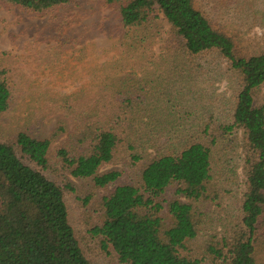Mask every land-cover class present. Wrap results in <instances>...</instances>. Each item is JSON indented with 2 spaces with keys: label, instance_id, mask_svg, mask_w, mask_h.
<instances>
[{
  "label": "trees",
  "instance_id": "trees-1",
  "mask_svg": "<svg viewBox=\"0 0 264 264\" xmlns=\"http://www.w3.org/2000/svg\"><path fill=\"white\" fill-rule=\"evenodd\" d=\"M3 1L44 15L71 0ZM197 1L104 0L128 33L129 50L144 49L137 63L143 74L127 72L109 88L98 83L93 99L60 95L47 115L62 114L70 128L58 124L46 138L24 129L0 141V264H93L95 252L82 247L71 219L70 197L97 207L87 233L120 264H259L264 104L257 103V94L264 86V12L257 10L251 25L234 35L213 24ZM214 1L235 3L242 21L258 3ZM163 21L170 41L168 36L164 53L155 58L145 50ZM244 26L262 33L246 36ZM6 55L0 54V115L16 93ZM221 74L230 95L213 98L207 86ZM236 153L243 175L240 214L221 236L206 235L224 198L214 160L227 162ZM118 158L135 180L117 184L121 170L101 171Z\"/></svg>",
  "mask_w": 264,
  "mask_h": 264
},
{
  "label": "rangeland",
  "instance_id": "rangeland-1",
  "mask_svg": "<svg viewBox=\"0 0 264 264\" xmlns=\"http://www.w3.org/2000/svg\"><path fill=\"white\" fill-rule=\"evenodd\" d=\"M196 4L212 18L215 22L213 24L234 35L241 25H251L250 18L259 13L257 10L264 12V0H258L254 7L247 10L249 12L245 14L248 19L245 21H242L243 15L239 16L240 12L235 10V3H221L228 7L226 12L214 0H198ZM160 25L158 37L162 39L155 38L148 44L149 49L145 50L155 58L164 53L168 36L170 41L168 26L164 21ZM247 27L242 28L246 36L262 33L256 26ZM126 33L119 24L114 8L106 5L104 0H71L66 6L44 15L26 12L0 0V54H9L3 59L10 58L14 67L11 82L16 90L11 108L0 115V141L11 140L24 129H28L33 136L46 138L58 124L70 128L71 122L62 114L47 115L60 95L93 99L101 90L98 83L105 84L103 89L109 88L108 83H115L117 78L127 72L134 71L141 76L143 73L138 70L137 63L144 49L129 50L131 44L127 43ZM159 71L165 72L163 68ZM227 84V79L221 74L207 87L215 93L213 98L228 97L230 93ZM162 86L167 87L165 83ZM166 94L169 92L163 95L160 93L158 101L166 98ZM257 103L264 104V86L257 94ZM64 137L61 136L55 143ZM214 162L224 198L220 207H214V224L206 235L221 236L225 230H230L240 214L242 162L238 153L227 162ZM234 165L237 166L236 172L232 170ZM111 168L122 171L117 184L135 180L134 171L125 166L123 158H118L114 165L103 166L101 171ZM74 182L78 188L82 186L81 182ZM112 187L113 184L108 190ZM67 204L71 219L80 229L82 247L89 253L91 247L95 252L93 264H120L111 249L104 252L99 245L96 248V243H92L87 233L96 221L98 209L94 203L84 206L81 200L70 197ZM205 238V235L201 236L203 241ZM259 264H264V256H261Z\"/></svg>",
  "mask_w": 264,
  "mask_h": 264
}]
</instances>
